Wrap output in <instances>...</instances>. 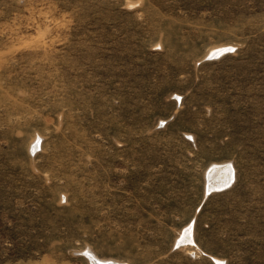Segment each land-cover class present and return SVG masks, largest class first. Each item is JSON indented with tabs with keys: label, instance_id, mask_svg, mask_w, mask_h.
I'll return each instance as SVG.
<instances>
[{
	"label": "rangeland",
	"instance_id": "rangeland-1",
	"mask_svg": "<svg viewBox=\"0 0 264 264\" xmlns=\"http://www.w3.org/2000/svg\"><path fill=\"white\" fill-rule=\"evenodd\" d=\"M87 251L264 264V0H0V264Z\"/></svg>",
	"mask_w": 264,
	"mask_h": 264
},
{
	"label": "bare ground",
	"instance_id": "bare-ground-1",
	"mask_svg": "<svg viewBox=\"0 0 264 264\" xmlns=\"http://www.w3.org/2000/svg\"><path fill=\"white\" fill-rule=\"evenodd\" d=\"M226 49H217L213 51L210 56H219L222 54ZM35 147L37 145L35 144ZM208 191L210 190H223L228 187L232 183L233 180V169L229 163L224 164H214L212 165L208 172ZM217 174V175H216ZM216 175V176H215ZM215 177L217 179H215ZM219 178V179H218ZM191 230L192 226H189L183 233V237L181 241L191 243ZM87 258L92 262V264H107L105 261L99 260L94 254L90 251L85 252ZM220 264V262H217Z\"/></svg>",
	"mask_w": 264,
	"mask_h": 264
},
{
	"label": "water",
	"instance_id": "water-1",
	"mask_svg": "<svg viewBox=\"0 0 264 264\" xmlns=\"http://www.w3.org/2000/svg\"><path fill=\"white\" fill-rule=\"evenodd\" d=\"M210 191H213V190H210Z\"/></svg>",
	"mask_w": 264,
	"mask_h": 264
}]
</instances>
